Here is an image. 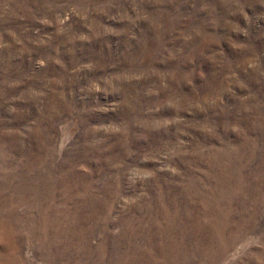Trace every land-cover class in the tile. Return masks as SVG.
Segmentation results:
<instances>
[{"label":"rangeland","instance_id":"rangeland-1","mask_svg":"<svg viewBox=\"0 0 264 264\" xmlns=\"http://www.w3.org/2000/svg\"><path fill=\"white\" fill-rule=\"evenodd\" d=\"M0 264H264V0H0Z\"/></svg>","mask_w":264,"mask_h":264}]
</instances>
